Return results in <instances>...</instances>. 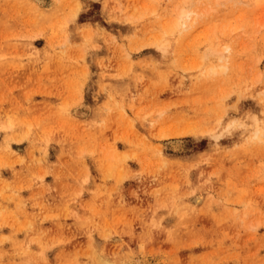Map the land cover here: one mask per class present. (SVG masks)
I'll use <instances>...</instances> for the list:
<instances>
[{"label":"rangeland","instance_id":"1","mask_svg":"<svg viewBox=\"0 0 264 264\" xmlns=\"http://www.w3.org/2000/svg\"><path fill=\"white\" fill-rule=\"evenodd\" d=\"M100 259L264 264V0H0V264Z\"/></svg>","mask_w":264,"mask_h":264},{"label":"bare ground","instance_id":"2","mask_svg":"<svg viewBox=\"0 0 264 264\" xmlns=\"http://www.w3.org/2000/svg\"><path fill=\"white\" fill-rule=\"evenodd\" d=\"M191 15L192 14H191L190 11H185L183 9L181 11V13H180V17H179V20H178L177 24L179 26H181L182 28H184V29L187 28V27H190V25L192 23L191 22V19H193V18H191ZM215 69L216 68H214L213 70H215ZM83 107H85V106H83ZM73 111H75V110H73ZM88 113H89L88 107H86V108H77L76 109V114H79L80 116H86V115H88ZM259 133H260V130H259V128H257V130L255 131V135L258 136ZM170 144H171V142H170ZM172 144H174V146L177 147L179 145V142H178V140H176ZM192 200H193V202L195 204H198V203L201 202V196L200 195L199 196L198 195H195V196H193ZM97 264H113V263H111L109 260H101L100 259V261H98Z\"/></svg>","mask_w":264,"mask_h":264}]
</instances>
